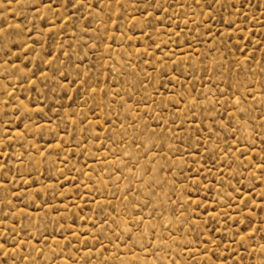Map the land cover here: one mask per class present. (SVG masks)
I'll list each match as a JSON object with an SVG mask.
<instances>
[{"label": "rangeland", "instance_id": "1", "mask_svg": "<svg viewBox=\"0 0 264 264\" xmlns=\"http://www.w3.org/2000/svg\"><path fill=\"white\" fill-rule=\"evenodd\" d=\"M0 264H264V0H0Z\"/></svg>", "mask_w": 264, "mask_h": 264}]
</instances>
